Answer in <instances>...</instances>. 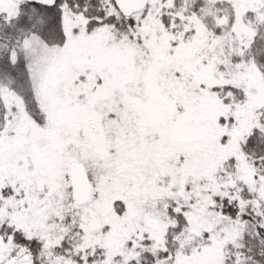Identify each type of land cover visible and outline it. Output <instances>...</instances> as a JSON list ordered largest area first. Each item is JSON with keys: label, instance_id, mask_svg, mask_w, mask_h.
I'll list each match as a JSON object with an SVG mask.
<instances>
[{"label": "snow or ice", "instance_id": "1", "mask_svg": "<svg viewBox=\"0 0 264 264\" xmlns=\"http://www.w3.org/2000/svg\"><path fill=\"white\" fill-rule=\"evenodd\" d=\"M0 264H264V0H0Z\"/></svg>", "mask_w": 264, "mask_h": 264}]
</instances>
